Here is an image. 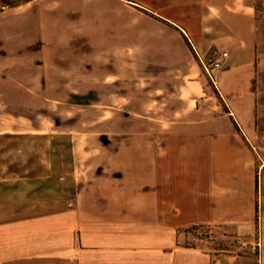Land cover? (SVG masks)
<instances>
[{"label": "crops", "instance_id": "0c3cea01", "mask_svg": "<svg viewBox=\"0 0 264 264\" xmlns=\"http://www.w3.org/2000/svg\"><path fill=\"white\" fill-rule=\"evenodd\" d=\"M151 4L30 0L1 13L7 82L40 113L64 101L97 117L69 131L89 151L65 162L60 187L24 193V208L50 201L48 214L0 227L4 264H264V17L254 0ZM207 54L222 62L217 91ZM257 215L256 260L177 243L192 226L251 229Z\"/></svg>", "mask_w": 264, "mask_h": 264}, {"label": "rangeland", "instance_id": "374dc122", "mask_svg": "<svg viewBox=\"0 0 264 264\" xmlns=\"http://www.w3.org/2000/svg\"><path fill=\"white\" fill-rule=\"evenodd\" d=\"M1 1L0 8L3 7ZM144 1L152 5V0ZM254 2L256 18L264 17V6L261 5L264 0H254ZM7 10L8 8H2L0 11V34L1 31L7 33L6 16L1 15L3 11ZM6 48V43L2 42L0 36V94L3 95L2 98L0 97V189L3 193L2 201L0 199V227L7 225L6 223L11 220H21L29 215L48 214L46 207L52 204L50 201L45 202L43 210L34 207L33 209L24 208V193L30 189L34 191L42 184L51 190L60 187L59 182L55 180L56 176L62 173L65 162L71 159L79 160L89 151L87 149L86 152L79 137L72 136L73 134L69 131H80L97 118L82 113L76 108L55 104V102L64 101H49L47 113H40L38 101H25L23 94L7 82L5 73L9 53ZM210 55L212 54L202 57V68L203 66L208 69L211 67V63L215 59L213 60ZM207 79L208 86L214 91L211 81L208 77ZM92 144L90 151L93 150ZM112 151L107 148L104 152L107 155L119 154L118 149ZM29 182L32 184L30 185ZM13 189H16L15 196H13ZM8 198L15 199L17 203L3 202ZM35 203L33 202V204ZM0 231V236L8 235L6 228L0 229ZM209 237L207 241L196 240L191 235L186 239L181 236L179 243L192 242L198 246L199 250L211 254H215V250L219 246L225 250L218 253L229 254L237 260L238 257L256 260L258 257L250 251V247L260 242L258 215L256 223L251 229L233 226L210 227ZM242 244H244L243 247ZM163 247L164 245L139 242V251L143 252L154 249L162 250ZM7 255L5 247L0 251V264L5 263ZM104 257V255L101 256V262ZM139 264H151V258L144 259L143 257V259H139Z\"/></svg>", "mask_w": 264, "mask_h": 264}, {"label": "trees", "instance_id": "16d2710c", "mask_svg": "<svg viewBox=\"0 0 264 264\" xmlns=\"http://www.w3.org/2000/svg\"><path fill=\"white\" fill-rule=\"evenodd\" d=\"M30 0H20V1H12V0H2L1 4H3L2 8H13L16 7L17 5H19L22 2H28ZM2 8H0V11H2ZM209 233H210V227L208 226H192L188 229L185 230H181L177 232V243L180 246L186 247V248H198V246L192 242L186 241L183 244L179 243V239L181 236H184L185 239L189 237V235L194 236L196 240H207L210 238L209 237ZM201 236V237H198ZM225 248H220L218 246V249H216V252H222L224 251Z\"/></svg>", "mask_w": 264, "mask_h": 264}, {"label": "built area", "instance_id": "2783aa9c", "mask_svg": "<svg viewBox=\"0 0 264 264\" xmlns=\"http://www.w3.org/2000/svg\"><path fill=\"white\" fill-rule=\"evenodd\" d=\"M261 5L264 6V3H262ZM225 56H226V53H223L221 55V57H225ZM203 68H204V71H205L207 77L211 81L214 90L217 91V87H216V82L218 79L217 72L222 68L221 60H219V59L214 60L211 63V67L209 69L206 66H203ZM243 246H244V244H242V247ZM259 250H260L259 243L255 244V246L250 247V251L253 254H255L257 257L259 256Z\"/></svg>", "mask_w": 264, "mask_h": 264}]
</instances>
